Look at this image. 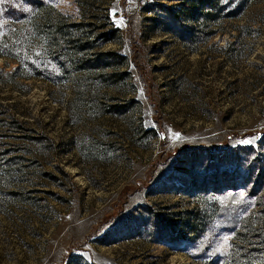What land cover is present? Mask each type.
Wrapping results in <instances>:
<instances>
[{"label":"rangeland","instance_id":"1","mask_svg":"<svg viewBox=\"0 0 264 264\" xmlns=\"http://www.w3.org/2000/svg\"><path fill=\"white\" fill-rule=\"evenodd\" d=\"M172 9L0 0V264H264V0Z\"/></svg>","mask_w":264,"mask_h":264},{"label":"trees","instance_id":"2","mask_svg":"<svg viewBox=\"0 0 264 264\" xmlns=\"http://www.w3.org/2000/svg\"><path fill=\"white\" fill-rule=\"evenodd\" d=\"M189 1V9H193V11L189 14V19L187 22L192 21V23L208 22L215 23L221 18H229V19H237L245 6L250 2V0H233V3L227 0H188ZM36 5H44L42 1H37ZM168 15L171 16L174 24L177 25L178 31H182L186 33L187 38H183L185 43H193L194 37L192 36V30L185 25L187 23L180 16L181 11L172 9L168 11ZM103 29V28H102ZM112 34V33H111ZM101 34L97 37H94L92 40L93 44L100 38L107 37V41L110 40V35ZM91 40H86L81 46L84 49H91L90 46ZM110 53L104 54L101 58L110 57ZM100 58V59H101Z\"/></svg>","mask_w":264,"mask_h":264}]
</instances>
